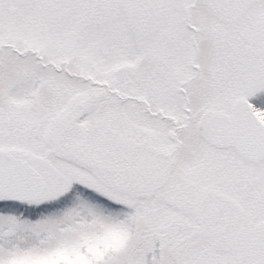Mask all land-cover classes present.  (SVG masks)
<instances>
[{
	"label": "snow or ice",
	"instance_id": "1",
	"mask_svg": "<svg viewBox=\"0 0 264 264\" xmlns=\"http://www.w3.org/2000/svg\"><path fill=\"white\" fill-rule=\"evenodd\" d=\"M0 264H264V0H0Z\"/></svg>",
	"mask_w": 264,
	"mask_h": 264
}]
</instances>
